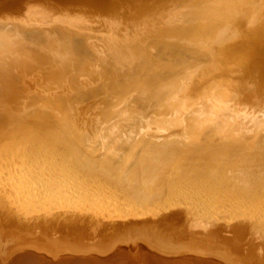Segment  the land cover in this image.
<instances>
[{
	"label": "bare ground",
	"instance_id": "obj_1",
	"mask_svg": "<svg viewBox=\"0 0 264 264\" xmlns=\"http://www.w3.org/2000/svg\"><path fill=\"white\" fill-rule=\"evenodd\" d=\"M244 2L0 1L1 260L264 264V144L195 143L264 141V0Z\"/></svg>",
	"mask_w": 264,
	"mask_h": 264
},
{
	"label": "rangeland",
	"instance_id": "obj_2",
	"mask_svg": "<svg viewBox=\"0 0 264 264\" xmlns=\"http://www.w3.org/2000/svg\"><path fill=\"white\" fill-rule=\"evenodd\" d=\"M254 2H256V0H249V3H247V2H244L243 4H241V5H249V7L248 8H250V9H252L253 8V6L255 5V3ZM239 6H240V4H239ZM57 24H59V23H57ZM61 25V24H60ZM69 26V25H68ZM69 27H71V26H69ZM77 27V26H76ZM82 27V26H81ZM78 29H80V28H78ZM146 45H148L147 47H148V53L149 54H152L153 52H155L154 50H153V48H151L152 46H151V42L149 41L148 43H146ZM104 51V48H101V52H103ZM203 51V50H202ZM119 55H121V53H119ZM122 60V59H121ZM123 61V60H122ZM123 63V62H122ZM212 61L211 62H209V64L207 65L208 66V68L209 69H211V67H213L212 66ZM211 64V65H210ZM203 66H206V63L203 65ZM87 67H88V65H87ZM19 68V67H18ZM18 68H15V70L16 69H18ZM144 74V73H143ZM86 77V76H85ZM84 88V87H83ZM85 89V88H84ZM30 100V99H29ZM29 100H26L23 104H22V106H28V104H29ZM28 103V104H27ZM21 106V110H22V107ZM91 111H93V109L91 110ZM172 111V110H171ZM123 121V120H122ZM120 122V123H123V122ZM115 124H117L118 122H114ZM157 125H159V122H158V124ZM154 127L156 126V125H153ZM213 130H215V129H206L205 130V132H203V134H201L200 136H201V138H197V139H195V140H197V141H195V143H199V144H202L203 143V145H201V147L202 146H204V145H206L207 146V149H209V147H212V145H214V144H217V142L218 143H226L227 145H229L231 148H236V147H238V146H240L239 144H244L245 146L247 145V142H248V144L250 145V144H253V142L255 143V144H258V143H260L261 145H263L264 144V141H262V139H259L258 140V135L260 134V137H262L261 136V133L259 132V131H255V130H253V129H251L252 131L251 132H248V133H246V138L243 140V141H240V140H238V138H239V135L237 134V133H235V132H238L237 130H233V129H231L230 128V130H229V132H227V133H222L223 135V137L221 136V132H218V133H216V132H214ZM210 131H212V132H210ZM253 132H255V133H253ZM221 137V138H220ZM142 138V139H141ZM144 138H147V137H141V136H139L138 134H137V136H136V141H135V143L134 144H132V147L130 146V148L131 149H134V148H136V147H138L141 143H145V141H147V139H144ZM114 139H117L116 138V135H114ZM187 142H190V141H187ZM262 142V143H261ZM136 144H137V146H136ZM210 144V145H209ZM234 144V145H233ZM249 145H247V148H249V149H253V148H251L252 146H249ZM206 146H204L205 148H206ZM218 147V146H217ZM251 152V151H250ZM127 158H128V155H127ZM157 211H159V212H161V210H138V212H141V213H156ZM157 214H159V213H157ZM157 214H156V216H157ZM240 214H238L237 213V215H235V217H237V216H239ZM237 220V219H236ZM235 220V221H236ZM206 221V222H205ZM203 223H206L207 225H208V227L207 228H209L210 226H211V222H209L207 219L205 220V218H203ZM184 225V227L185 226H188L187 225V222H185V224H183ZM183 225H182V227H183ZM202 228L203 227H192L191 229L192 230H202ZM198 233V232H197ZM202 233H198L197 235H201ZM59 236H61V235H59ZM187 236H189V234H188V232H187V235L186 236H184L183 237V239L184 240H187ZM80 240V239H79ZM80 243H81V245L79 246V247H82V246H84V247H87L88 246V243H86V242H84V241H82V240H80ZM84 243V244H83ZM91 244V243H90ZM85 245H87V246H85ZM44 250H46V251H48V252H44V251H42V250H40V249H38L36 252L37 253H44V254H42V255H46L50 260H53L54 259V257L51 255V254H49V252L50 253H52V251L50 250V249H44ZM22 252H24L23 250H20V251H18V252H16V254L17 253H22ZM105 253H100V252H98V251H92V252H81V253H71V254H67V255H65L63 258H64V260H63V262L65 261V262H67V263H69V262H71V261H76L77 263H79V264H97L98 262H97V259L98 258H100V257H104V256H106V255H104ZM207 254H211V255H214V256H216V257H221V255H219V254H214L213 252H207ZM146 255V256H145ZM143 257H142V261H141V263L142 264H151V262H152V264H155V263H158V264H185V263H187V264H192V263H190L191 262V259H190V255L189 256H187L188 254H185V255H181V257H179V256H173L174 257V259H175V262L174 263H169L167 260H166V257L164 256V255H162V252H160V250H156L155 252H151L150 254H145ZM96 256H98V257H96ZM202 256H204V255H202ZM147 257L149 258V260L151 261V262H148L147 261ZM4 258V257H3ZM41 258H44V257H41ZM196 258V257H195ZM222 258V257H221ZM2 259V256L0 255V264H9V261L8 260H6V261H3V260H1ZM223 259V258H222ZM61 259H57V261H55L56 263H58L59 261H60ZM224 260V259H223ZM99 261V260H98ZM108 261H113V263L114 264H127V263H129V261H128V259L126 258V256H123V255H121V257H117L116 259H111V260H108ZM173 261V260H172ZM164 262V263H163ZM185 262V263H184ZM112 263V264H113ZM208 264L209 262H207V261H205V263H203V264Z\"/></svg>",
	"mask_w": 264,
	"mask_h": 264
},
{
	"label": "water",
	"instance_id": "obj_3",
	"mask_svg": "<svg viewBox=\"0 0 264 264\" xmlns=\"http://www.w3.org/2000/svg\"><path fill=\"white\" fill-rule=\"evenodd\" d=\"M0 1H2V0H0ZM6 7H7V6H6ZM123 248H125V247H123ZM126 248H127V247H126ZM123 251H124V250H123ZM113 253H114V252H113ZM124 253L127 254L126 251H124ZM121 254H123L122 251H117V252L115 251V253L112 254V255H113L112 258L115 259V258H117L118 256L121 257ZM125 254H124V256H125ZM96 257H98V256H96ZM166 260H167V259H166ZM141 261H142V259L140 260V262H141ZM167 261H168V260H167Z\"/></svg>",
	"mask_w": 264,
	"mask_h": 264
}]
</instances>
